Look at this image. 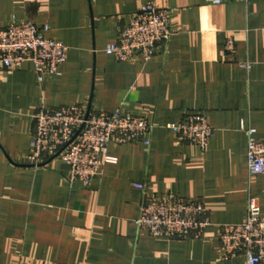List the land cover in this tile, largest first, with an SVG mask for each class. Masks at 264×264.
<instances>
[{"label":"crops","instance_id":"1","mask_svg":"<svg viewBox=\"0 0 264 264\" xmlns=\"http://www.w3.org/2000/svg\"><path fill=\"white\" fill-rule=\"evenodd\" d=\"M148 2L168 13V39L148 61L106 54ZM25 21L67 52L42 81L31 62L0 70V264H244L220 257L218 237L245 219L249 197L264 214V173L249 175L242 129L264 136V0H0V27ZM70 104L143 117L150 143L111 141L114 161L87 186L59 159L26 164L35 112ZM194 113L212 128L205 148L167 127ZM137 185L201 200L210 225L197 239L139 231Z\"/></svg>","mask_w":264,"mask_h":264},{"label":"built area","instance_id":"2","mask_svg":"<svg viewBox=\"0 0 264 264\" xmlns=\"http://www.w3.org/2000/svg\"><path fill=\"white\" fill-rule=\"evenodd\" d=\"M221 3L222 0H211ZM247 2L248 0H242ZM47 26L34 23L11 22L0 27V70L15 71L25 62L33 64L40 81L58 73L66 59L67 47L60 41L44 35ZM168 13L148 2L141 10L130 15L127 24L120 28L114 42L104 51L118 61H127L139 55L148 61L170 35ZM235 45L227 39L224 50L234 52ZM247 70L250 64H242ZM176 139L205 148L212 128L205 115L189 114L182 120L168 124ZM152 124L145 118L122 113L93 111L82 104L58 108L41 106L33 116V127L25 163L44 164L59 159L69 167V181L87 186L100 174L106 163L114 161L108 154V144L141 141L148 145ZM246 133V165L250 176L264 173V136L256 130L242 127ZM144 194L140 212L135 219L139 231L150 236L170 239H197L210 225L207 210L199 199L179 195L147 194L144 185H137ZM218 237L220 257L228 260L237 256L244 264H264V214L253 197L247 201L246 217L240 223L221 224Z\"/></svg>","mask_w":264,"mask_h":264},{"label":"water","instance_id":"3","mask_svg":"<svg viewBox=\"0 0 264 264\" xmlns=\"http://www.w3.org/2000/svg\"><path fill=\"white\" fill-rule=\"evenodd\" d=\"M90 108V106H88V109ZM45 164V163H44ZM39 165H42V164H39Z\"/></svg>","mask_w":264,"mask_h":264}]
</instances>
